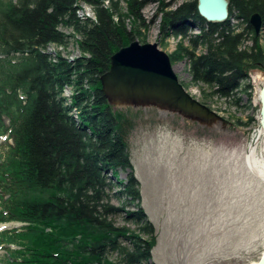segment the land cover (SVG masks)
<instances>
[{"label": "trees", "instance_id": "1", "mask_svg": "<svg viewBox=\"0 0 264 264\" xmlns=\"http://www.w3.org/2000/svg\"><path fill=\"white\" fill-rule=\"evenodd\" d=\"M104 1L0 0V224H22L0 233L6 264H156V228L128 147L134 124L101 83L112 55L146 28L148 3L159 5L161 37L183 39L170 57L188 61L191 84L205 85L207 99L251 109L250 71L264 67V0H230L224 23L202 18L198 0L174 11L166 0ZM82 5L95 20L79 16ZM65 28L80 37L83 56L69 61L57 51L53 61L43 50L66 48Z\"/></svg>", "mask_w": 264, "mask_h": 264}, {"label": "rangeland", "instance_id": "2", "mask_svg": "<svg viewBox=\"0 0 264 264\" xmlns=\"http://www.w3.org/2000/svg\"><path fill=\"white\" fill-rule=\"evenodd\" d=\"M195 1L166 0V3L174 11ZM121 6L127 14L124 1ZM158 7V3L150 2L143 8L141 16L146 28L141 29L136 40L141 44L156 43L170 55L183 39L161 37L162 15ZM91 10L82 5L79 16L93 19L95 14ZM127 25L131 30L129 20ZM63 32L70 40L60 51L62 56L67 60L71 56L82 57L80 37L72 28ZM193 33L200 32L194 29ZM184 44L188 43L184 41ZM174 69L190 95L205 101L233 126L224 129L218 124L210 128L154 107L119 108L134 124L127 140L135 174L141 183L142 206L156 228L153 261L156 264L258 263L264 253V237L258 229L259 205L245 160L253 137V122L243 125L237 120L243 123L249 118L254 120L253 101L263 88L257 78L264 76V67L250 71L251 109L242 112L224 99L205 98L204 92L209 89L203 84H191L187 60L175 63ZM72 94V86L64 92L69 103ZM246 102L244 98L243 103ZM4 148L5 142L0 146V155ZM120 178L125 179V174L121 173ZM2 225L12 227L0 228V233L21 227L20 223ZM6 248L9 246L0 244V264H6Z\"/></svg>", "mask_w": 264, "mask_h": 264}, {"label": "water", "instance_id": "3", "mask_svg": "<svg viewBox=\"0 0 264 264\" xmlns=\"http://www.w3.org/2000/svg\"><path fill=\"white\" fill-rule=\"evenodd\" d=\"M230 0H198V12L210 23L229 19ZM251 24L256 34L262 18L254 15ZM102 90L115 108H150L177 114L206 127L233 123L191 96L180 82L168 53L156 43L132 41L111 57L110 69L101 76ZM264 112V85L260 93ZM256 264H264V253Z\"/></svg>", "mask_w": 264, "mask_h": 264}, {"label": "bare ground", "instance_id": "4", "mask_svg": "<svg viewBox=\"0 0 264 264\" xmlns=\"http://www.w3.org/2000/svg\"><path fill=\"white\" fill-rule=\"evenodd\" d=\"M104 6L110 7V1L105 0ZM81 12L82 10L78 12L79 15L81 14ZM93 20H95V15H94ZM62 49H63L62 47L57 48L54 45H50L43 51L46 52L47 54H50L51 57H53L52 58L53 61H57L58 59L57 51H61ZM74 57L75 56H71L68 59H70V61H73ZM257 79H259L261 84L264 85V76L261 75V77L260 78L258 77ZM260 93L261 91L258 92V94L255 96L254 101H253L255 105L254 121H253V126H252L253 137L249 145V150L245 154V160H246V168H247L248 174L253 178L252 184L254 185L255 195L257 197V200H258L257 202L259 205V219H258L259 228L258 229L260 230L261 235H263L264 237V112H263V106H262ZM8 227H12V226H9V225L0 226L1 229L8 228ZM253 264H256V263H253Z\"/></svg>", "mask_w": 264, "mask_h": 264}]
</instances>
